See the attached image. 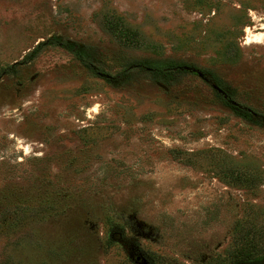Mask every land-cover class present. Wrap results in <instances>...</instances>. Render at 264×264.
Returning a JSON list of instances; mask_svg holds the SVG:
<instances>
[{
	"label": "rangeland",
	"instance_id": "obj_1",
	"mask_svg": "<svg viewBox=\"0 0 264 264\" xmlns=\"http://www.w3.org/2000/svg\"><path fill=\"white\" fill-rule=\"evenodd\" d=\"M0 264H264V0H0Z\"/></svg>",
	"mask_w": 264,
	"mask_h": 264
},
{
	"label": "trees",
	"instance_id": "obj_2",
	"mask_svg": "<svg viewBox=\"0 0 264 264\" xmlns=\"http://www.w3.org/2000/svg\"><path fill=\"white\" fill-rule=\"evenodd\" d=\"M121 33L124 37H128V36L132 35V32L131 31L129 32L128 30H124ZM239 240L237 241L239 246L237 247V249L234 252V258H235L236 262L249 261V260L255 259L256 258L255 255L257 253L256 244H252V245L247 244L246 245L245 243H243L244 242L243 239H241V241H239ZM258 258H260V257H258Z\"/></svg>",
	"mask_w": 264,
	"mask_h": 264
}]
</instances>
